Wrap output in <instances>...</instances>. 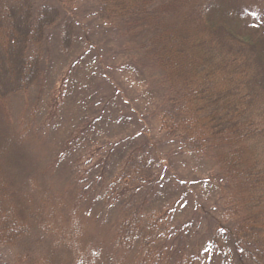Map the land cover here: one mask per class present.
<instances>
[{
    "label": "trees",
    "instance_id": "trees-1",
    "mask_svg": "<svg viewBox=\"0 0 264 264\" xmlns=\"http://www.w3.org/2000/svg\"><path fill=\"white\" fill-rule=\"evenodd\" d=\"M59 52L91 61L102 112L116 109L129 124L111 143L126 146L121 169L98 196L115 205L128 195L115 239L146 252L137 264L151 262L149 246L159 241L165 264H264V11L238 0H0V115L13 95L40 85ZM141 63L159 74V90L140 107L126 83L128 66ZM2 143L0 247L37 225L60 231L58 246L67 244L73 261L54 248L26 264H79L91 250L78 216L66 229L62 218L54 223L48 196L23 195L3 168ZM172 149L215 155L220 201L202 199L197 177L181 180ZM172 176L182 221L155 196ZM195 238L200 254L190 249Z\"/></svg>",
    "mask_w": 264,
    "mask_h": 264
},
{
    "label": "rangeland",
    "instance_id": "rangeland-1",
    "mask_svg": "<svg viewBox=\"0 0 264 264\" xmlns=\"http://www.w3.org/2000/svg\"><path fill=\"white\" fill-rule=\"evenodd\" d=\"M238 1L264 11V0ZM81 59L84 61L77 60L75 54L59 52L40 85L11 97L5 114L0 115V142L6 147L3 168L23 195L32 200L48 196L49 207L57 215L54 223L59 217L62 225L69 228L73 215L78 216L83 250H91L90 255L83 254L79 264H137L146 252L140 251L137 256V247L126 250L115 239L128 195L115 205H106L98 196L103 185L121 169L126 146L113 147L111 143L129 132V124L116 109L102 112L97 69L88 59ZM128 67L133 71L126 87L132 90L135 103L140 107L150 105L159 90V74L147 64ZM171 154L181 180L189 182L197 177L202 199L213 204L220 201L225 180L213 153L172 149ZM180 178L164 180L155 192L159 207L170 210L178 221L184 219L180 215L183 205L179 189H174L170 181ZM59 233L36 225L15 245L0 247V264H26L54 248L58 259L72 263L73 252L67 244L58 246ZM160 243L149 246V264H165L166 258L158 249ZM189 245L199 254L204 249L197 238Z\"/></svg>",
    "mask_w": 264,
    "mask_h": 264
}]
</instances>
